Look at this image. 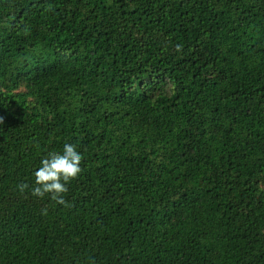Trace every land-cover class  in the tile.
I'll return each mask as SVG.
<instances>
[{
  "label": "trees",
  "instance_id": "obj_1",
  "mask_svg": "<svg viewBox=\"0 0 264 264\" xmlns=\"http://www.w3.org/2000/svg\"><path fill=\"white\" fill-rule=\"evenodd\" d=\"M0 116V264H264V0H0Z\"/></svg>",
  "mask_w": 264,
  "mask_h": 264
},
{
  "label": "clouds",
  "instance_id": "obj_2",
  "mask_svg": "<svg viewBox=\"0 0 264 264\" xmlns=\"http://www.w3.org/2000/svg\"><path fill=\"white\" fill-rule=\"evenodd\" d=\"M49 5L46 11H52ZM27 34V29H25ZM179 49V46H177ZM4 117L0 116V124H3ZM82 155L76 150V146L66 143L62 152L51 151L41 159L40 167L34 172L35 184L32 187V195L44 198L50 195L51 200L57 204L69 207L70 202L66 201L64 194L68 191V184L81 173ZM29 188L27 183L18 185V190L23 193ZM42 214H47V208L42 210Z\"/></svg>",
  "mask_w": 264,
  "mask_h": 264
}]
</instances>
